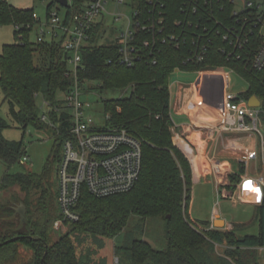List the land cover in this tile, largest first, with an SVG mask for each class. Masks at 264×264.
<instances>
[{
    "label": "trees",
    "instance_id": "obj_1",
    "mask_svg": "<svg viewBox=\"0 0 264 264\" xmlns=\"http://www.w3.org/2000/svg\"><path fill=\"white\" fill-rule=\"evenodd\" d=\"M162 1L165 6L160 11L145 0L139 1L143 22L151 25L152 20L162 18L163 32L155 27L153 32L141 35L139 57L133 67L121 63L118 46L113 42L98 43L99 28L93 45L83 50L80 86L86 90L87 83L97 82L101 93L122 94L103 101L107 124L125 128L142 141V171L139 182L128 193L97 198L84 190L76 208L80 220L72 223L71 231L55 243L50 240L54 200H57V192L51 193L49 182L53 176L52 158L42 175L11 174L10 169L27 156V149L24 140L15 142L4 138V131L10 127L0 116V161L8 169L0 181V195L12 187H20L26 194L22 199H7L0 204V264H42L46 253L43 264H98L91 255L92 250L79 253L80 248L92 239L100 241L120 236L131 216L143 220L162 218L167 227L168 247L159 251L142 240L125 241L115 252L130 264H260L255 251L264 249V203L257 207L259 231L256 235H238L237 227L232 231L211 229L210 223L202 228L190 219L193 168L174 143L176 128L171 115L170 80L177 71L227 70L247 83V90L242 94L250 99L258 98L264 113V69L253 68L254 57L264 41L261 16L256 11L235 15L231 0ZM84 2L73 0L67 13H79ZM56 4L53 1L48 11ZM37 24L34 10H21L7 0H0V29L14 26L16 38V43L4 46L0 55V88L12 122L24 132L30 126L41 129L45 125L38 99L49 105V120L57 125L56 136L61 138V155L54 158L58 166L70 129V116L62 109L63 101L58 100V95L68 92L74 80L68 77L62 41H32ZM173 34L177 42L170 40ZM145 38L149 39V47L142 44ZM202 47L207 48V54L198 63L194 55ZM236 164L239 170L229 175L234 186L244 174V163ZM233 188L225 187L226 190ZM18 201L26 206L28 219L20 231H16L20 223L15 209ZM17 237L18 240L6 244ZM219 247L223 248L222 254ZM21 248L32 252L30 261H23ZM122 260L119 258L118 264Z\"/></svg>",
    "mask_w": 264,
    "mask_h": 264
},
{
    "label": "built area",
    "instance_id": "obj_2",
    "mask_svg": "<svg viewBox=\"0 0 264 264\" xmlns=\"http://www.w3.org/2000/svg\"><path fill=\"white\" fill-rule=\"evenodd\" d=\"M127 6L132 11L126 29H113L106 24V6L111 2ZM140 0H85L79 13L69 15L67 7L73 4L68 0V6L56 4L50 9L46 24H41L37 18L40 29L37 31V41L46 39L62 41V47L67 54L68 77L73 78L74 84L66 93L63 100V110L70 116L69 136L63 142L62 158L57 166V207L58 220L54 223V230L64 231L67 224L80 220L76 208L86 190L97 198H106L114 195L128 193L134 189L140 180L143 159L142 141L125 128L111 127L97 129L88 113V105L82 100L85 92L79 82V72L83 65V50L93 45L94 35L99 28V44L113 42L118 46L121 63L133 67L139 57L138 42L144 32H153L158 27L163 32L162 18L152 20L151 25L143 22L142 11L139 7ZM154 9L164 8L162 0H145ZM235 6V15L244 12L256 11L264 21V0H231ZM241 8L237 9L238 3ZM61 9L64 11L62 14ZM196 9V7H194ZM53 10H55L53 12ZM195 12L197 11L194 10ZM114 21L119 22L122 17L114 15ZM150 21V20H149ZM178 25H181L179 22ZM170 40L177 42L174 34ZM224 39H229L228 35ZM144 47H149V39L142 40ZM207 54V48L194 55L195 61L201 63ZM155 64V62H154ZM71 67V68H70ZM253 68L264 69V41L253 60ZM200 78L201 85H192L193 93L189 101L195 108L204 110V114L196 117L199 122L205 123L209 112L216 113V118L206 122L199 128L204 131V139L211 144L210 157L211 173L218 177V184L225 188L228 186L224 174L229 172L219 159L217 150L223 136L258 135L261 143V153L255 148L248 151L247 155L238 162L248 164L250 161L261 157L264 165V120L262 104L260 107L251 105V99L242 93L234 94L228 91V76L231 72L219 70H204L195 73ZM220 76L214 83L215 88L209 91L205 86L209 79L202 81L204 76ZM206 83V84H205ZM210 83V82H209ZM211 86V84H210ZM187 88L185 87L184 90ZM217 94V96L215 95ZM261 102V101H260ZM47 107V103H44ZM211 114V113H210ZM209 117V116H208ZM43 122H48L49 115L41 116ZM223 143V142H222ZM225 151L235 154L240 151V146L235 143L221 144ZM23 162H30L28 156L22 158ZM225 199H233L242 204L261 206L264 203V175L252 176L248 173L241 176V181L236 190L231 194L222 193ZM215 228L214 226L211 229ZM264 252V249H261ZM119 262V261H118Z\"/></svg>",
    "mask_w": 264,
    "mask_h": 264
},
{
    "label": "rangeland",
    "instance_id": "obj_3",
    "mask_svg": "<svg viewBox=\"0 0 264 264\" xmlns=\"http://www.w3.org/2000/svg\"><path fill=\"white\" fill-rule=\"evenodd\" d=\"M12 6L21 10H34L36 17L41 21V24H46L48 19V6L54 0H7ZM241 3H238L237 9L241 8ZM56 7H54L55 9ZM55 10H53L54 12ZM62 14L64 11L61 9ZM105 22L110 28L113 29H126L129 20L132 18V11L127 6L117 5L116 2L111 1L106 6ZM121 16L122 19L119 22H115L113 16ZM40 29V25L37 24L31 35L32 41L37 39V31ZM261 33L264 35V23L261 28ZM16 43L15 27L11 25L4 26L0 29V55L3 52V48L6 45H12ZM71 68V67H70ZM196 75L188 72L177 71L171 76V90L176 93L182 84H189L196 80ZM90 87H93L91 90ZM99 83L90 82L85 85V92L82 95V100L88 105V113L92 118L97 129H107V114L104 107V100L122 97L119 92L111 93L104 92L98 89ZM247 90V83L237 74L231 73L228 76V91L234 94L243 93ZM65 99L64 93H59L58 100L63 101ZM254 105H258L257 102H253ZM38 106L41 116L43 114L49 115L50 108L47 107L41 98L38 99ZM0 116L9 124L8 129L3 133L4 138L9 141L20 142L24 140L25 147L27 149V156L30 158V162L26 163L21 161L10 169L11 174L27 173L31 172L36 175H42L45 170L49 159L52 158L53 176L49 180L51 183V193L57 192V163L54 161L55 156L61 155V138L56 136V127L51 120L45 123L41 128L28 127L24 132L22 127L12 122L9 112V106L4 103V95L0 88ZM174 120L177 123H188V118L179 117L174 115ZM239 136V135H238ZM255 143V149L258 153H261V143L258 135L253 137ZM252 142V144H254ZM191 144V143H190ZM192 148L193 145H191ZM231 158L228 157L229 162L232 165V172L224 174V178L227 179L228 186H233V190H226L225 194L233 193L238 184L234 186L229 180V175L239 170L236 164V158L229 151L226 152ZM241 152L239 156L241 157ZM190 161V160H189ZM191 162V161H190ZM205 162V161H204ZM206 166V163H205ZM7 167L0 161V181L7 172ZM250 174L252 176L261 177L264 175V165L261 157L257 160L250 161L247 165L244 164V174ZM222 188L217 191L216 178L214 176L207 177L206 179L195 182L192 188V199L190 203L189 216L190 219L196 222L202 228H206L212 221V216L215 210L218 211L221 218L225 220L227 224H234L237 227L238 235H256L259 231L258 225V212L255 206L249 204H242L233 199H225L222 197ZM25 193L21 191L20 187H12L5 193L0 195V204L4 203L7 199H22L25 197ZM34 196L33 198H35ZM19 201L16 205H19ZM54 214L53 225L58 220V207L57 200H54ZM66 229L61 232L53 230L51 233V242L55 243L63 235L71 231V224L65 225ZM215 229H222L225 231H232L234 228L231 225H214ZM167 227L162 218H150L143 220L137 216H131L127 227L123 233L115 239H100L91 240L90 243L80 248L88 253L91 251L93 258L97 260L98 264H118V259H123L121 264H130L122 258V255L116 254V248L121 247L124 242H131L133 240H142L149 243L154 249L159 251H165L168 247L167 240ZM23 261H30L32 258V252H27L24 248H21ZM220 254L223 253V248L219 247ZM255 255L260 264H264V252L260 250L255 251Z\"/></svg>",
    "mask_w": 264,
    "mask_h": 264
},
{
    "label": "crops",
    "instance_id": "obj_4",
    "mask_svg": "<svg viewBox=\"0 0 264 264\" xmlns=\"http://www.w3.org/2000/svg\"><path fill=\"white\" fill-rule=\"evenodd\" d=\"M193 74L196 75L195 73ZM196 77H197L196 80L190 82L189 84H182L176 93H174L171 90V115L176 128L174 143L178 148H180L183 151V153L191 161L193 168V184H195V182L197 181L200 182L206 179L207 177L214 176L216 178L217 191H219L222 187H220L218 184V177L215 174L211 173L210 170V157L213 155V152H210L211 144L210 142H208V140L204 139L205 132L199 129L204 127L206 125L205 123L209 122V119L214 120L217 115L214 112H209L208 114L209 117L208 116L205 117L206 118L205 123L199 122L198 120L195 119L196 117L204 114V110L195 108L193 106V102L189 101L190 96L193 93V89L192 88L188 89V87L192 85H198V86L201 85L199 81L200 78L197 75ZM185 87L187 88L186 90H184ZM209 87H210L209 89H211V86ZM174 115H177L179 117L185 116L186 118H188V123H177L174 120L173 117ZM221 141L225 144L231 142L240 146V151L242 153L241 157L238 155L239 152L233 154L237 160L236 162H238L239 159H242V157L247 155L249 150L255 148L253 137L251 138L246 136L235 137V136L225 135L223 136ZM222 142L218 143L215 149L217 150L218 157L222 161L223 165L228 167L229 172H232L233 168L228 160V157L229 158L231 157L227 155L226 153L227 151H225L221 147L222 146L221 144H223ZM252 142L254 144H252ZM191 145H193L194 148H192ZM225 191L226 189L222 188V193ZM255 207L257 209L258 206ZM217 220L224 221V224L227 226L231 225L233 228L235 227L234 224H227L225 220L221 218L218 211L215 210V213L212 216V221L210 222L211 227L215 225ZM221 224L222 223L220 222L217 223V225H221Z\"/></svg>",
    "mask_w": 264,
    "mask_h": 264
},
{
    "label": "water",
    "instance_id": "obj_5",
    "mask_svg": "<svg viewBox=\"0 0 264 264\" xmlns=\"http://www.w3.org/2000/svg\"><path fill=\"white\" fill-rule=\"evenodd\" d=\"M54 1L56 3L62 5L63 7H67L68 6V0H54ZM250 102H251V105H254L253 102H257L258 105H255V106H257V107H260L261 106L260 100L258 98H256V97H252ZM15 209H16V213L20 217L19 227L16 229V231H20L28 223V219H27V209H26V206L22 202H20L19 205H16ZM218 222H220V223H222V225H224V221L217 220L216 223H215L216 226H217V223ZM18 239H19V237L14 238L11 241H7L6 244L9 243V242H14V241H16ZM38 240H40V239H38ZM44 243H45L46 248H48V244L45 241H44ZM46 255H47V253H46ZM46 255H45V257L42 260V264H43V262H44V260L46 258Z\"/></svg>",
    "mask_w": 264,
    "mask_h": 264
},
{
    "label": "bare ground",
    "instance_id": "obj_6",
    "mask_svg": "<svg viewBox=\"0 0 264 264\" xmlns=\"http://www.w3.org/2000/svg\"><path fill=\"white\" fill-rule=\"evenodd\" d=\"M219 77H220V76H219ZM219 77H218V76H207V75H206V76L203 77L202 81H206V79H209V82H210V83H209V82H208V84L205 83V84H206L205 87H206L207 89H209V88H210L209 86H210V84H211V89H209V91H211V90H212V86H213V88H215L214 83H215V81H216ZM206 82H207V81H206ZM215 95L217 96V94H215ZM221 225H222V224H221Z\"/></svg>",
    "mask_w": 264,
    "mask_h": 264
}]
</instances>
